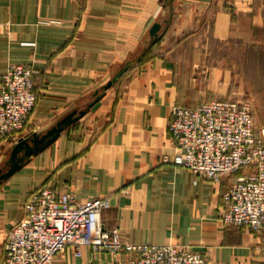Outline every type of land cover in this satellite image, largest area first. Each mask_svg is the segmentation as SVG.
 I'll return each mask as SVG.
<instances>
[{"label": "crops", "instance_id": "obj_1", "mask_svg": "<svg viewBox=\"0 0 264 264\" xmlns=\"http://www.w3.org/2000/svg\"><path fill=\"white\" fill-rule=\"evenodd\" d=\"M17 65L35 69L37 103L25 129L0 144L3 174L19 142L84 115L49 146L21 153L20 168L0 182V264L8 230L44 186L77 202L109 198L102 224L128 242L187 246L207 264H264V230L221 220L236 176L214 184L164 162L178 153L175 105L245 101L264 130V0H0V75ZM128 258L89 248L77 258L70 247L54 264Z\"/></svg>", "mask_w": 264, "mask_h": 264}, {"label": "built area", "instance_id": "obj_2", "mask_svg": "<svg viewBox=\"0 0 264 264\" xmlns=\"http://www.w3.org/2000/svg\"><path fill=\"white\" fill-rule=\"evenodd\" d=\"M35 69L11 66L0 75V144L22 132L37 103ZM169 130L178 153L165 163L220 184L236 176L223 194L221 220L227 226L264 230V130L257 131L251 107L236 99L213 100L191 108L175 105ZM109 198L77 202L51 187L34 191L26 217L10 228L4 244V264H54L68 248L75 257L83 250L126 254L127 264H207L203 254L187 246L138 244L123 239L119 229L104 228L102 212Z\"/></svg>", "mask_w": 264, "mask_h": 264}, {"label": "water", "instance_id": "obj_3", "mask_svg": "<svg viewBox=\"0 0 264 264\" xmlns=\"http://www.w3.org/2000/svg\"><path fill=\"white\" fill-rule=\"evenodd\" d=\"M159 28L160 26L156 25L153 28L152 33L156 35ZM75 115L76 114H71L70 116L65 118L57 127L53 128L47 135L43 136V138L40 139L38 136H34L33 140H30L31 143L34 144V147L30 145V141L28 140H23L19 142L13 148V153L11 157V162L13 165L9 170V172L3 174L2 171L0 170V182L3 180H7L20 168V163L23 161V158L19 157L21 153H24L25 156L30 157L39 151L38 148L39 145L49 146L54 140H56L59 137L64 127H67L72 123L76 122L81 116L84 115V112L80 114V117L75 118Z\"/></svg>", "mask_w": 264, "mask_h": 264}, {"label": "rangeland", "instance_id": "obj_4", "mask_svg": "<svg viewBox=\"0 0 264 264\" xmlns=\"http://www.w3.org/2000/svg\"><path fill=\"white\" fill-rule=\"evenodd\" d=\"M240 59H239V65H240V68L239 69H237V71L239 72V73H243V72H245V74L246 73H248V69L247 68H245V66H246V64H247V55L245 54H243V56L240 54ZM262 76L260 75V78H261ZM261 81V80H260ZM262 88H263V84H261L260 86H258V88L256 89V87L255 86H248V89H249V91H251L250 93H251V95L253 94V91H254V89H256V91H255V94H256V96H258V90L260 89V91L262 90ZM259 93H261V92H259ZM252 97H254V96H246V97H243L242 99H249V100H251V102H254V100H253V98Z\"/></svg>", "mask_w": 264, "mask_h": 264}]
</instances>
